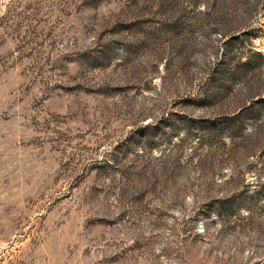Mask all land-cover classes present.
I'll use <instances>...</instances> for the list:
<instances>
[{
  "label": "rangeland",
  "instance_id": "rangeland-1",
  "mask_svg": "<svg viewBox=\"0 0 264 264\" xmlns=\"http://www.w3.org/2000/svg\"><path fill=\"white\" fill-rule=\"evenodd\" d=\"M0 264H264V0H0Z\"/></svg>",
  "mask_w": 264,
  "mask_h": 264
}]
</instances>
